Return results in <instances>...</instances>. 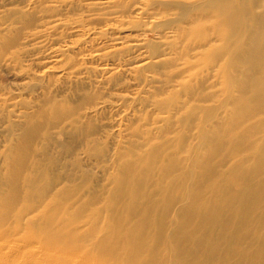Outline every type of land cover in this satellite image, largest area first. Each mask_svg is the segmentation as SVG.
I'll return each instance as SVG.
<instances>
[{
	"label": "bare ground",
	"instance_id": "obj_1",
	"mask_svg": "<svg viewBox=\"0 0 264 264\" xmlns=\"http://www.w3.org/2000/svg\"><path fill=\"white\" fill-rule=\"evenodd\" d=\"M146 3L0 0V70L75 94L41 109L0 92V264H264V0L190 1L170 48L128 67L143 46L112 22L171 11ZM68 137L55 179L41 155ZM94 161L97 192L75 172Z\"/></svg>",
	"mask_w": 264,
	"mask_h": 264
},
{
	"label": "rangeland",
	"instance_id": "obj_2",
	"mask_svg": "<svg viewBox=\"0 0 264 264\" xmlns=\"http://www.w3.org/2000/svg\"><path fill=\"white\" fill-rule=\"evenodd\" d=\"M13 5L22 7L24 0H12ZM128 2H132V0H125ZM155 0H144V2L147 5V9L150 11V13L156 14L161 10L155 9L152 7L154 4H162V3H170L169 10L167 15L161 17L158 16L157 19H152L150 17H142L138 16L136 17V14L129 13L128 11H125V16L123 19L120 21H123V25L119 22H112L115 23L118 26H122L124 29L123 35H125V46L127 45H132V44H139L142 45V50L141 51H128V53L125 54L123 60L125 62V65H132V63H137L140 61H144L143 58H145L147 53H151L153 51L155 52H160L164 51L166 49L170 48V45L172 42L175 41V30L176 24L180 23L181 20L183 19V16H188L190 11L188 9V5L186 3L192 2L193 0H156L157 2H154ZM132 4V3H131ZM137 8L145 9L143 6H138ZM155 12V13H154ZM89 15L75 11L71 13L69 16V19L71 21H75L77 19H83L86 23L85 24H90V28H96V29H103L105 28L104 25H101V23L97 21H93L97 17V15L93 14L90 22L87 19ZM19 19V16H16ZM15 17L12 18L14 20ZM22 19V17L20 18ZM25 17H23L22 20H24ZM38 23L41 21H37ZM29 34H32L35 32L33 28H29L26 30ZM165 37H164V36ZM80 37H74L69 40L70 41H77ZM187 46V42L180 43L178 45V48L180 50H184ZM116 60H118L116 58ZM142 64V63H140ZM134 66V65H133ZM129 67V66H128ZM203 78H207L204 74L202 76ZM207 80V79H206ZM131 82V81H130ZM23 82H20L19 78L14 74V73H8L3 70H0V92L4 93L6 96H20L25 102L27 103H32L34 101H37L41 109H47L51 104L54 103H60L66 101V103H70L74 98L72 95H75L72 92H61L57 90L56 84L54 82H41L37 87H33L31 84L29 88L27 87H22ZM26 84V83H25ZM124 84L123 82L121 85ZM21 86V87H20ZM142 86H138L137 89H139ZM194 88L198 89L200 86H194ZM136 89L133 88L132 90ZM90 89H87L86 92L90 93ZM206 92H212V90L208 89ZM113 94L116 95H129L128 93H117L113 92ZM118 98V97H117ZM75 100V99H74ZM13 126V127H11ZM19 126L18 124L13 125L9 123L7 124L8 129L16 130L17 127ZM10 127V128H9ZM1 135V134H0ZM97 140V145L98 148H100L102 152V156L97 158L94 157L95 160L100 161V160H106L108 159V148L110 146V140H106L105 138L101 137H96ZM51 147L47 150H45L44 156L43 157V163L46 164V167L50 169V176L53 178H59V179H64L65 176L67 177L68 171L70 168H67L68 165H70L73 161V159L70 157L69 154H72L76 151H79L78 147V142L72 137H68L67 139L64 140L62 146H59L60 149L62 150V154L58 155L54 151V147L50 145ZM80 153L77 152V157L76 158H81ZM76 155V154H75ZM41 157V158H42ZM74 168V167H73ZM80 171L81 174L84 172L83 175H86L85 181L87 180L86 183H89V189L90 190H96L99 191L101 190L102 184L105 183V181L108 179V174L106 173V170H104V163L102 164H97L94 163L90 166L87 165H76L75 172ZM78 173V176L81 175ZM77 176V177H78ZM81 177V176H80ZM90 194V191H88L87 196L88 197Z\"/></svg>",
	"mask_w": 264,
	"mask_h": 264
}]
</instances>
